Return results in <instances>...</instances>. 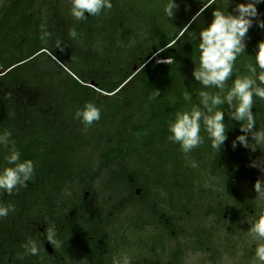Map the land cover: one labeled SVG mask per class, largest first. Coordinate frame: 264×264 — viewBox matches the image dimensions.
<instances>
[{
  "label": "trees",
  "instance_id": "obj_1",
  "mask_svg": "<svg viewBox=\"0 0 264 264\" xmlns=\"http://www.w3.org/2000/svg\"><path fill=\"white\" fill-rule=\"evenodd\" d=\"M168 2L111 0L113 6L110 11L105 10L99 16H88L83 21L73 20L77 38L87 41L98 31L107 36V49L116 53L115 57L108 56L102 62L104 66L112 68L115 76L106 77L101 69L89 74L77 70L81 81L69 75L67 86L56 90L52 102L64 107L65 113L76 123L74 129L50 121L48 116L31 121L23 108L17 107L12 98L0 92V135L5 131L11 132L10 141L20 151L21 161L31 160L35 168L34 177L27 187L14 191L12 195L0 192V206L11 205L15 209L6 218H0V228L6 227L16 216L39 220L49 228L54 223L55 239L60 242V247L50 243L46 246L37 235H29L22 228L20 236L0 238V264H113L114 257L120 258L113 247L117 238H113L106 226L114 212L121 211V205L131 198L144 211L159 214L166 233L177 238L181 234L180 225L158 212L157 205L147 202L152 186L167 187L172 210L178 215L189 212L193 207L201 210L206 206L207 210L202 214L204 221L217 210L223 218H234L229 207L219 204L213 208L210 196L219 187L239 192L241 177L248 175L252 178L259 170L249 165L264 156L263 145L252 152L237 142V147L233 149L232 142L244 133L240 131L239 122L230 118L227 105L221 106L225 112L227 140L220 152L214 151L202 125L204 143L189 154L199 165L198 168H192L180 151V146L171 143L167 137L170 135L168 122L175 119L177 112L191 110L194 106L201 107V91H217L215 88L205 89L192 75L194 68L199 66L200 31L210 24L214 9L219 8L228 14L236 4L247 0H215L211 6L210 0H175L179 7L173 18H168L164 13V6ZM34 5L35 0L30 4L27 0H8L1 10L0 29L22 16L29 21L22 24L26 29L21 36L25 37L27 30L32 34L33 42L39 45L42 16L40 11L31 10ZM261 7L264 9V2L257 5V10ZM46 30L50 32V29ZM143 31L148 34L145 46L138 40ZM262 40L263 29L257 27L249 30L246 53L237 57L233 80L248 74V63L255 65L257 44ZM43 48L37 46L15 62L0 59V65L7 70L0 75V79L6 80L5 84L12 88L20 84L27 76L22 66L28 68L37 55L43 54ZM125 51L126 55H123ZM133 57L145 62L136 72L131 68ZM157 57L171 61L156 62ZM108 60L109 64L106 63ZM124 67L130 69L128 73H122ZM91 80L95 81L97 88L89 85ZM231 86L232 80H229L226 88ZM4 87L2 85L0 89ZM155 89L160 91V95L149 99ZM101 91L108 94L103 96ZM185 91L191 94V101L184 99ZM254 99L252 111L256 129L262 130L264 100ZM89 102L100 108L101 119L85 131L81 121L74 119V114ZM11 146V143L8 147L0 144V172L11 166L5 159L10 154ZM86 151H89V155ZM93 152L97 153L98 169H108L103 180L104 188L129 192L120 199V203L117 202L116 209L104 214L102 220L98 219L101 208L93 206L92 195H87L85 191L87 187V190L90 188V177L96 174L90 163ZM133 157L139 166L129 168L128 161ZM203 170H207L206 176H198ZM206 182L212 183L214 188H205ZM237 201L240 202L239 199ZM242 205L240 210L247 211L255 222L259 218L252 213L255 207L248 205V202ZM248 208H251V213ZM226 209L229 211L227 216L224 214ZM198 228L200 235L206 234L207 241L200 244L207 247L202 250H213L214 226L206 227L202 221ZM235 229L236 225H226L229 235ZM229 235H225L226 241H230ZM166 239L163 232L153 237V252L157 246H162L165 254ZM30 242L38 246L39 255L25 254L24 245ZM251 256L249 251L244 258ZM180 258V250H177L172 251L167 260L160 258L152 263L180 264Z\"/></svg>",
  "mask_w": 264,
  "mask_h": 264
},
{
  "label": "rangeland",
  "instance_id": "obj_2",
  "mask_svg": "<svg viewBox=\"0 0 264 264\" xmlns=\"http://www.w3.org/2000/svg\"><path fill=\"white\" fill-rule=\"evenodd\" d=\"M43 1H46L45 5L42 4ZM6 2L8 0H0V15H3L1 10ZM27 2L30 4L32 0H27ZM31 10L34 12L40 11V16H42L41 25H44L46 29H50L51 37L47 42L41 39L38 40L39 45H37V42H33V36L27 30L25 37H22V32L26 29L22 24H27L29 21L28 18L27 21L22 16L17 21H13V23L0 29V59L15 62L23 59L30 50L37 46L44 47L42 50L44 51L43 54L37 55L28 68L24 65L22 66V70L27 76L20 84L12 88L5 84L7 83L6 80L0 79V86H6L1 88L0 92L7 98H12L17 107L23 108L24 113L31 121L48 116L50 121L59 123L66 128L74 129L76 123L65 113L64 107L53 103L56 90H62L67 86L69 75L81 81L80 76L76 72L77 70H83L89 74L90 72H98L101 69L105 71L106 77L115 76L112 68L104 66L102 62L108 56L115 57L116 53L107 49L105 46L108 41L107 36H103L98 31L87 41L80 37H76V40L69 37L68 30L73 28L72 23L74 20L70 14L71 0H35V5ZM258 10L260 13L259 18L264 20V9L261 7ZM257 27L254 20L253 26L249 30L253 31ZM147 35L143 31V34L138 39L144 46L147 45L145 39ZM57 40L64 45L63 52L56 48ZM125 53L126 51L123 52V55H126ZM53 56H55V59ZM119 60L120 58H118ZM121 61L124 60L122 59ZM133 61L131 66L133 72H136L140 69V66L145 64L144 60L134 57ZM155 61L169 62L171 59L161 60L157 57ZM106 63L109 64L110 61L108 60ZM121 70L125 74L130 69L124 67ZM6 71L5 67L0 65V75ZM89 85L96 87L94 80H91ZM86 154L89 155V151H86ZM90 157L92 160L90 162L92 171L96 174L90 177V188L87 190V187L85 191L88 192L87 195H92L93 200L91 202L93 206L101 208L98 219L100 220L101 218L102 220L104 214L107 211L116 209L117 202L129 192L114 188L105 189L103 180L108 169H98L99 161L96 152L91 153ZM128 163L129 168L139 166L138 161L134 157L129 159ZM206 174L207 170H203L198 176H206ZM257 179H264V173L260 169L252 178L248 175L241 177L238 183L239 192H231L227 188L223 189V187L215 190V193L210 196L211 206L213 205V208H217L220 204L229 207L234 218H223L217 210L210 213L205 221L202 220V214H205L206 206H201V210L193 207L195 209L191 208L189 212L178 215L177 212L172 210V201L168 198L167 187L165 185L152 186L147 202L157 205L158 212L167 215L176 224L180 225L182 230L180 229L179 232L181 234L177 238H172L169 232L166 233L159 214L155 215L153 213L152 215L151 211H144L136 203L135 199L131 198L121 205V211L118 212L117 210L114 212L115 214L110 217L106 226L113 238H117L116 244H113L114 252H117L120 258L127 255L131 264H153L154 260L160 258V260L165 261L171 256L172 251L177 250H180L181 253L180 264H259L255 260V249L259 243L264 241L253 240L249 236V228L253 220L247 211H241L239 208L243 206V203L248 202V205L255 207L253 212L249 210L251 208H248L250 213H254L257 217L264 215V202L255 198L254 183ZM172 181H174V178ZM197 182L200 183V180L197 179ZM69 193L70 191L67 194ZM238 199L240 202L237 201ZM60 204L61 202L58 203V205ZM226 210L224 212L225 216L229 214V211ZM202 221L206 227L212 228L214 226L212 229L215 233L214 239L212 237L213 250L209 252L202 250L203 247H207L205 246L206 244L203 246L200 244L207 241L205 238L206 234L200 235V230L199 228L197 229V225ZM51 224L49 228L39 220L16 216L6 227L0 228V238L20 236L23 228L29 235L31 233L37 235L41 243L48 246L49 242L45 238L47 228L56 233L54 223ZM226 225H236L235 232L230 235L226 233ZM160 232H163L167 237L165 254H163L162 246H157L154 252L152 250L153 237H156ZM225 235L230 236V241L224 239ZM249 251L252 256L244 258L245 253L247 254Z\"/></svg>",
  "mask_w": 264,
  "mask_h": 264
},
{
  "label": "clouds",
  "instance_id": "obj_3",
  "mask_svg": "<svg viewBox=\"0 0 264 264\" xmlns=\"http://www.w3.org/2000/svg\"><path fill=\"white\" fill-rule=\"evenodd\" d=\"M261 2L264 0H247L245 3H238L228 14L219 8L214 9L210 24L199 33V66L194 68L192 75L205 89L215 88L217 91L214 93L201 91L199 93L201 107L194 106L191 110L177 112L175 119L168 122L170 135L167 137L171 143L180 146V151L192 168L199 167L189 154L204 143V137L201 135L202 125L214 151L220 152L227 140L225 112L221 109L223 105H227L230 118L239 122L240 131L244 133L232 142L233 149L237 147V142L252 152L264 145V129H256V119L252 111L254 98L264 100V40L257 44L255 65L252 63L246 65L248 74L232 79L237 57L246 53L248 32L254 20L259 28L264 29V20L259 18L260 13L257 10V5ZM214 3L215 0H210L209 6ZM112 6L111 0H71L70 14L75 20L83 21L88 16H99L105 10L110 11ZM178 7L175 0H169L164 6L165 15L173 18ZM68 35L75 39L77 37L75 28H70ZM50 37L51 33L41 25L40 39L47 42ZM56 48L63 52L64 45L61 41H56ZM53 58L55 59V56ZM229 80H232V86L226 88ZM159 95L160 91L155 89L149 99H155ZM183 96L186 101L192 99L187 91ZM74 119L81 121L84 130L87 131L101 119V110L89 102L75 112ZM10 137L9 131L0 135V144L5 147L10 143L12 145L10 154L5 157L11 166L0 172V192L8 195H12L22 187H27L35 173L33 161H21L20 151L15 147V143L10 141ZM249 166L259 168L264 173V156L253 161ZM204 186L214 188L209 182ZM254 191L255 198L264 202V179L255 181ZM14 210L11 205L0 206V218H6L9 212ZM249 236L253 240L264 241V215H260L251 223ZM45 238L50 244L60 247V242L55 239V233L51 229L47 228ZM24 248L26 255H39L40 250L35 243L30 242L24 245ZM255 260L259 264H264V242L257 245ZM113 264H131V261L127 255H124L122 258L114 257Z\"/></svg>",
  "mask_w": 264,
  "mask_h": 264
},
{
  "label": "water",
  "instance_id": "obj_4",
  "mask_svg": "<svg viewBox=\"0 0 264 264\" xmlns=\"http://www.w3.org/2000/svg\"><path fill=\"white\" fill-rule=\"evenodd\" d=\"M102 93H103V94H102L103 96H105V95H107V94H108L107 92H102Z\"/></svg>",
  "mask_w": 264,
  "mask_h": 264
}]
</instances>
